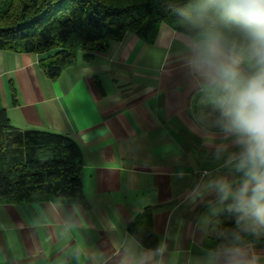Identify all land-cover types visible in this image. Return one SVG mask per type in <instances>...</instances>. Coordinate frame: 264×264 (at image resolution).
<instances>
[{"label": "crops", "instance_id": "0c3cea01", "mask_svg": "<svg viewBox=\"0 0 264 264\" xmlns=\"http://www.w3.org/2000/svg\"><path fill=\"white\" fill-rule=\"evenodd\" d=\"M188 39L165 24L154 43L127 33L106 52H79L54 80L37 55L0 49V95L11 123L77 142L88 206L0 204V264H157L154 250L128 231L147 208L159 246H167L165 264H217V257L223 264L237 248L240 264H264V234L240 231L232 201L208 187L240 174L226 164L236 151L230 141L216 134L205 143L194 121L212 105L184 66Z\"/></svg>", "mask_w": 264, "mask_h": 264}, {"label": "trees", "instance_id": "16d2710c", "mask_svg": "<svg viewBox=\"0 0 264 264\" xmlns=\"http://www.w3.org/2000/svg\"><path fill=\"white\" fill-rule=\"evenodd\" d=\"M165 0H0V49L37 55L51 79L77 61L106 52L112 40L134 33L154 43L162 25L188 35L169 14ZM84 160L72 138L50 131L20 130L9 118L0 95V204L78 203ZM235 227V224H225ZM147 250L159 239L149 208L128 225Z\"/></svg>", "mask_w": 264, "mask_h": 264}, {"label": "clouds", "instance_id": "9594fccd", "mask_svg": "<svg viewBox=\"0 0 264 264\" xmlns=\"http://www.w3.org/2000/svg\"><path fill=\"white\" fill-rule=\"evenodd\" d=\"M188 34L184 66L212 105L194 121L205 134H219L235 147L226 164L238 181H210L220 199L231 200L240 231L264 234V0H165ZM215 130V131H213ZM217 148V159L221 154ZM227 152V148L223 149ZM199 186L191 194L194 199ZM166 245L151 257L165 264ZM241 251H226L223 264H240ZM141 264H146L142 261ZM220 264V257H217Z\"/></svg>", "mask_w": 264, "mask_h": 264}, {"label": "built area", "instance_id": "2783aa9c", "mask_svg": "<svg viewBox=\"0 0 264 264\" xmlns=\"http://www.w3.org/2000/svg\"><path fill=\"white\" fill-rule=\"evenodd\" d=\"M206 174H208V172H207V171H204V172H203V175H206Z\"/></svg>", "mask_w": 264, "mask_h": 264}]
</instances>
